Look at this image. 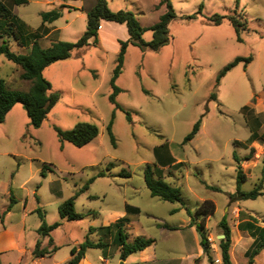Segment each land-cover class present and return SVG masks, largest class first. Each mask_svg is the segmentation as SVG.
Here are the masks:
<instances>
[{
  "label": "rangeland",
  "instance_id": "rangeland-1",
  "mask_svg": "<svg viewBox=\"0 0 264 264\" xmlns=\"http://www.w3.org/2000/svg\"><path fill=\"white\" fill-rule=\"evenodd\" d=\"M169 1L175 17L167 26L168 41L156 50L127 44L114 82L119 89L118 107L109 101L110 80L120 42L129 35L125 24L102 19L96 45L75 48L67 59L52 62L42 71L59 100L41 125L29 124L20 103L0 123V264H65L70 247L77 248L86 239L104 243L111 254L107 264H119L120 248L113 241L116 228L111 226L126 214V204L138 212L124 216L128 219L123 225L125 241L130 243L137 235L154 238L159 259L222 264L219 222L224 217L230 229L232 264H247L245 252L253 237L238 225L250 220L264 227V195L237 201L229 195L236 190L233 154L246 177L239 188L250 191L261 184L264 191V0ZM95 3L0 0V8L12 14L0 27V35L19 54L29 51L19 40L32 33L40 36L37 42L42 48L56 41L75 42L85 31L86 14ZM105 3L112 12L132 13L145 43L152 39L151 26L166 10L158 0ZM52 10H58L59 17L43 22L40 13ZM215 15L222 17L219 24L209 20ZM229 18L239 21L237 31ZM237 57H251V61L241 60L218 77ZM21 72L0 55V76L10 90H28L30 83L20 78ZM111 117L113 141L107 129ZM197 120V133L182 143ZM78 122L99 129L96 138L80 147L62 141L57 134ZM146 166L154 179L177 187L181 200L151 196L143 180ZM122 171L129 177L121 176ZM91 177L93 181L74 200V211L82 218L60 219L58 205ZM10 191L13 203L7 210ZM204 200L215 205L204 219L207 251L199 244L196 225L201 218L195 214ZM37 209L46 224H60L47 236L37 234L41 224ZM189 228L197 234L194 243ZM37 241L39 250H53L55 244L59 248L36 263L32 252ZM100 250L86 251L92 264H103L96 258ZM138 255V251L129 255L125 263L134 262ZM252 264H264V248Z\"/></svg>",
  "mask_w": 264,
  "mask_h": 264
},
{
  "label": "trees",
  "instance_id": "trees-1",
  "mask_svg": "<svg viewBox=\"0 0 264 264\" xmlns=\"http://www.w3.org/2000/svg\"><path fill=\"white\" fill-rule=\"evenodd\" d=\"M15 4L25 3L26 0H13ZM165 5L166 10L161 14L159 20L151 26L152 30V39L145 43L141 39V27L133 16L132 13L119 10L116 12L110 11L105 3V0H96L95 5L87 12V22L86 29L83 34L75 41V42H66V41H56L53 42L49 47L42 48L37 39L40 37L37 33H32L27 35L26 37H21L19 43L21 46L29 47V51L26 54L14 53L9 49L8 44L2 39V35H0V55H3L7 60L12 63L18 65L22 72L20 73V78L24 81H28L30 86L26 91L20 90H10L5 84L4 80L0 76V123L4 121L6 114L13 107L14 104L20 103L29 118V124L33 127H39L43 120L46 118L49 111L53 108V106L59 100V95L55 92H51L50 84L44 77L42 76V71L45 67H47L52 62L67 59L72 50L75 48H83L89 44L96 45L98 43V33L97 30L99 28L100 20H106L116 23L125 24L129 39L126 41L120 42V49L116 58V65L112 72L111 77V85H112V93L109 95V101L118 107L115 102V96L119 89L115 86L114 82L121 72V67L123 64V57L125 53V49L128 43L132 45L143 47H149L150 49L156 50L160 46L164 45L168 41V23L169 21L175 17V13L172 9L171 3L169 0H158V5ZM2 11L5 14H2ZM0 14H2L4 19L1 21V26L6 25V18L10 17L12 14L7 11L3 6L0 8ZM58 10H52L48 12H41V20L43 22H52L59 17ZM221 16L215 15L212 16L209 20L214 24H219L221 22ZM235 30H238L240 26L239 21L234 18H229ZM10 27V26H9ZM7 28L14 35L11 28ZM91 40V41H90ZM243 60L245 63L251 61V57L246 58H235L228 64H226L222 70L220 71L218 77L224 75V73L229 70L232 66H234L239 61ZM127 118H129L128 113H126ZM111 120L108 123L107 129L110 134L111 140L113 141V137L110 132ZM199 127V120H197L191 131L184 137L182 143H186L190 139L194 137L197 133ZM99 133V129L95 124L88 122H78L74 125V127L67 131L57 130V134L62 141H67L76 147H80L92 139L96 138ZM233 158L236 161V190L234 193L229 195L231 200H246V199H255L260 195H264V191L261 189V184H257L250 191H242L239 188L240 182L245 180V174L242 172L239 165V158L237 155L233 154ZM41 176H44V171L41 170ZM101 175V174H100ZM120 175L123 177H129L128 172H120ZM94 177L88 179L86 184L83 185L79 190L73 193V195L64 201H62L58 205V214L60 219L66 220H79L82 218V214L76 213L74 211V200L77 195L83 190L87 189L88 184L92 182ZM143 180L149 193L153 197H158L161 200L176 202L181 200L180 191L177 187L171 186L160 179H154L152 176V171L149 166H146L143 170ZM207 188L212 190H218L217 187H212L206 185ZM10 201L11 203L8 205V209H10L11 204L13 203V197L10 191ZM215 210V205L211 200H204L200 203L196 208L197 217L201 218L200 224L196 225L197 230L200 234L199 244L204 251H207L209 247V243L207 241V237L204 231V219L211 215ZM176 210H172L175 212ZM138 212V209L132 206H126V213H135ZM37 215L41 219V224L37 229V233L40 236H47L48 233L59 226V222H54L52 224H46L44 222V214L40 211V209L36 210ZM189 215L190 211H187ZM128 221L127 218L122 217L119 218L111 227L115 226L116 231L114 235V243L120 248L119 253V264H126L124 261L128 255L131 253L140 251L150 245L155 243L154 238L143 237V236H134L130 243L125 241L127 237L125 233V227L123 226ZM193 220L191 219V225ZM165 228H169L168 225H162ZM219 226L222 229L223 238L219 241L220 248V256L222 264H232L230 258V229L224 219V217L220 220ZM239 228L241 230H246L253 237V241L250 247L245 252V256H247V264H252L253 258L259 253L261 249L264 248V227H260L257 224H254L250 220L241 221L239 223ZM94 227L90 228L91 232ZM112 229V228H111ZM108 228V231H111ZM51 242L52 240L49 239ZM105 244L100 242H93L88 239L79 244V246L72 247L70 249V259L65 264H77L81 257L83 256L85 250L87 248H105ZM39 242L35 243L33 249V256L40 257L48 253L47 250L38 249Z\"/></svg>",
  "mask_w": 264,
  "mask_h": 264
},
{
  "label": "crops",
  "instance_id": "crops-1",
  "mask_svg": "<svg viewBox=\"0 0 264 264\" xmlns=\"http://www.w3.org/2000/svg\"><path fill=\"white\" fill-rule=\"evenodd\" d=\"M3 39V38H2ZM8 46H9V44H8ZM22 47H26V46H22ZM29 48V47H28ZM15 106H17L16 104L15 105H13V107L11 108V110L7 113V115L12 111V109L15 107ZM25 111V110H24ZM6 115V116H7ZM126 206H130L129 204H126L125 205V212H126ZM136 208V207H135ZM8 212V211H7ZM127 214V213H126ZM125 214V215H126ZM125 215H123V216H121L120 218H122V217H124ZM119 219V218H118ZM132 222V221H131ZM39 227V226H38ZM37 227V228H38ZM188 230V229H187ZM189 230L192 232V237H193V239L190 237L189 238V236H187V238H189V239H191L192 240V242L194 243V238L195 239H197V237H196V232L193 230V229H191V228H189ZM246 231V230H245ZM38 234V233H37ZM114 239V238H113ZM197 241V240H196ZM54 244H55V242H54ZM72 247H76V246H71L70 247V249L72 248ZM59 247L55 244V246L53 247V250H50V251H48V253H46L45 255H43V256H40V257H36L37 258V261H36V263L37 262H39V260L40 259H43L45 256H52L56 251H57V249H58ZM92 249H95V248H88V249H86L85 250V252H84V254H83V256L81 257V259L79 260V262L77 263V264H92L89 260H88V255H87V252L86 251H91ZM195 250H196V256L198 255V251H197V249L195 248ZM70 252V251H69ZM139 252V255H138V258L134 261V262H131V263H126V264H181V259H178V258H168V259H166V260H162V259H159L158 257H157V253H156V250H155V245L153 244V245H150V246H148V247H146V248H144V249H142V250H140V251H138ZM2 253V252H1ZM135 253V252H134ZM131 254H133V253H131ZM130 254V255H131ZM111 254H108V252L106 251V249L105 248H103V250H100L99 252H98V254L96 255V258H97V260H99L101 263H103V264H107L108 263V257L110 256ZM70 257H71V255H70ZM70 257H69V259H70ZM128 257H129V255L127 256V258L125 259V261H127L128 260ZM68 259V260H69ZM120 260V259H119ZM175 260H178L177 262H175ZM34 261V260H33ZM32 261V262H33ZM124 261V262H125ZM67 262V261H66ZM105 262V263H104Z\"/></svg>",
  "mask_w": 264,
  "mask_h": 264
},
{
  "label": "water",
  "instance_id": "water-1",
  "mask_svg": "<svg viewBox=\"0 0 264 264\" xmlns=\"http://www.w3.org/2000/svg\"><path fill=\"white\" fill-rule=\"evenodd\" d=\"M222 237H223V235H222Z\"/></svg>",
  "mask_w": 264,
  "mask_h": 264
}]
</instances>
